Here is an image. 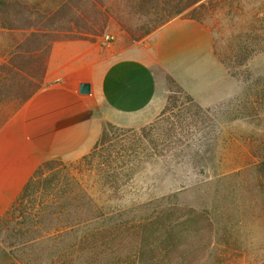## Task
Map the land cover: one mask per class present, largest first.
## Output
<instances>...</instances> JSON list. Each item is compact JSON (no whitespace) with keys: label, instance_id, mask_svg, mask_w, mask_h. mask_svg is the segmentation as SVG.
I'll return each instance as SVG.
<instances>
[{"label":"rangeland","instance_id":"1","mask_svg":"<svg viewBox=\"0 0 264 264\" xmlns=\"http://www.w3.org/2000/svg\"><path fill=\"white\" fill-rule=\"evenodd\" d=\"M1 1L11 5L0 7V127L42 88L52 43L110 49L172 20L192 24L157 71L155 111L46 160L26 206L63 212V226L103 215L77 228L107 247L99 264H125L143 246L157 264H264V0H202L172 18L186 0Z\"/></svg>","mask_w":264,"mask_h":264},{"label":"crops","instance_id":"2","mask_svg":"<svg viewBox=\"0 0 264 264\" xmlns=\"http://www.w3.org/2000/svg\"><path fill=\"white\" fill-rule=\"evenodd\" d=\"M190 27L172 20L144 43L110 49L83 39L51 44L42 88L0 127V219L46 160L85 152L103 124L130 127L155 111L157 71L176 61ZM81 83L90 84L88 95L79 94Z\"/></svg>","mask_w":264,"mask_h":264},{"label":"trees","instance_id":"3","mask_svg":"<svg viewBox=\"0 0 264 264\" xmlns=\"http://www.w3.org/2000/svg\"><path fill=\"white\" fill-rule=\"evenodd\" d=\"M171 1L176 2L177 0ZM200 1L202 0H186L185 5L174 9L169 18L184 13ZM179 2H183V0H179ZM10 5L11 3L8 4L0 0L1 8ZM32 36L34 34L30 35V37ZM35 53L36 51L27 54L26 59L35 60L37 56ZM43 164L24 185L11 207L0 219V264H99L93 256L99 254V251L106 252L107 247L89 241L96 234L92 228L83 234L79 233L77 228L82 223L91 226L96 221L103 219V215H86L85 221L74 218L72 221H68L69 226H63L64 224L55 225L62 223L59 222V216L65 217L63 212L45 215L48 213L45 209L38 210L40 209L38 207L26 206L35 182L42 175ZM17 215L21 221L13 225L9 233L7 226L12 220L17 219ZM2 235H4L3 239L1 238ZM69 238L71 241L66 243L65 239ZM83 239L86 243H80ZM152 253H154L152 248L144 246L137 248L132 253V261H126L125 264H157L152 259H144V256Z\"/></svg>","mask_w":264,"mask_h":264},{"label":"water","instance_id":"4","mask_svg":"<svg viewBox=\"0 0 264 264\" xmlns=\"http://www.w3.org/2000/svg\"><path fill=\"white\" fill-rule=\"evenodd\" d=\"M78 92L81 95H88L90 93V84L89 83H81L78 87Z\"/></svg>","mask_w":264,"mask_h":264}]
</instances>
